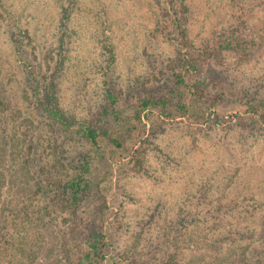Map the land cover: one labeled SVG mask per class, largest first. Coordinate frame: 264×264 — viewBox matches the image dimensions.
Returning a JSON list of instances; mask_svg holds the SVG:
<instances>
[{
    "label": "rangeland",
    "instance_id": "obj_1",
    "mask_svg": "<svg viewBox=\"0 0 264 264\" xmlns=\"http://www.w3.org/2000/svg\"><path fill=\"white\" fill-rule=\"evenodd\" d=\"M33 53L61 60L60 107L99 132L95 145L78 132L69 145L87 156L91 187L76 220L59 215L72 227L56 230L82 248L102 230L111 264L169 244L192 259L202 234L264 248V0H0V90L19 101ZM32 249L10 264H42Z\"/></svg>",
    "mask_w": 264,
    "mask_h": 264
},
{
    "label": "trees",
    "instance_id": "obj_2",
    "mask_svg": "<svg viewBox=\"0 0 264 264\" xmlns=\"http://www.w3.org/2000/svg\"><path fill=\"white\" fill-rule=\"evenodd\" d=\"M15 45L19 48L23 44L18 41ZM48 55L39 59L33 53L36 64L22 71L30 85L27 90L31 96L19 101L8 89L0 90V254L8 264L15 261L18 254H21L19 261H27L34 254L32 246L38 243L42 264H111L108 257L117 259L118 256H111L102 230L91 228L87 246L82 248L74 244V240H68L67 230L55 228L58 220L61 227H72L71 224L67 227L66 218L59 215L67 211L70 222L72 218L76 220L78 209L91 187L87 178L90 171L87 156L82 153L70 156L69 145L75 143L77 132L80 138L95 145L99 132L93 121H75L60 107L56 77L61 60L51 67L53 56L49 58ZM38 60L43 62L40 64ZM42 65H47L45 70ZM190 67L201 71L194 64ZM1 75L0 71L2 87ZM179 79L185 83L183 77ZM197 83L195 87L199 90L201 81ZM110 97L116 104L115 97L111 94ZM25 99L30 102L28 108L24 106ZM158 105L150 98L143 102L145 108ZM6 195L10 198L7 203ZM199 221L202 220H191ZM78 233L81 235V231ZM239 239L241 236L231 232L214 236L202 234L188 246L194 247L192 250L196 253L192 259L184 258L183 250L164 239L169 244L166 249L142 264H264V248L247 251L240 248ZM176 240L175 237L172 243ZM182 257L184 259H179ZM124 260L128 262L123 256L121 261ZM32 263L33 259L29 258V264ZM133 264L138 263L133 260Z\"/></svg>",
    "mask_w": 264,
    "mask_h": 264
}]
</instances>
